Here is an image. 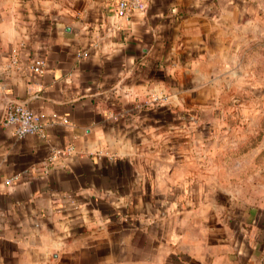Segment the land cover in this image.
Segmentation results:
<instances>
[{
	"label": "crops",
	"instance_id": "crops-1",
	"mask_svg": "<svg viewBox=\"0 0 264 264\" xmlns=\"http://www.w3.org/2000/svg\"><path fill=\"white\" fill-rule=\"evenodd\" d=\"M242 1L0 0V264H264L260 150L196 115ZM14 103L43 136L3 124Z\"/></svg>",
	"mask_w": 264,
	"mask_h": 264
},
{
	"label": "rangeland",
	"instance_id": "rangeland-1",
	"mask_svg": "<svg viewBox=\"0 0 264 264\" xmlns=\"http://www.w3.org/2000/svg\"><path fill=\"white\" fill-rule=\"evenodd\" d=\"M244 21L237 45L231 50L223 76L215 78L213 106L197 116L223 119L232 136L229 144L240 151L260 150L264 162V0H245ZM227 119H230V123Z\"/></svg>",
	"mask_w": 264,
	"mask_h": 264
},
{
	"label": "built area",
	"instance_id": "built-area-1",
	"mask_svg": "<svg viewBox=\"0 0 264 264\" xmlns=\"http://www.w3.org/2000/svg\"><path fill=\"white\" fill-rule=\"evenodd\" d=\"M145 8V0H115V16L117 18H127L135 12H140ZM44 60L34 58L31 60L30 68L40 74L43 71ZM3 124L9 127L12 134L17 137L25 135L38 134L44 135L40 116L33 113L30 109L22 104H8L3 109ZM17 176L6 179L7 184L16 180Z\"/></svg>",
	"mask_w": 264,
	"mask_h": 264
}]
</instances>
